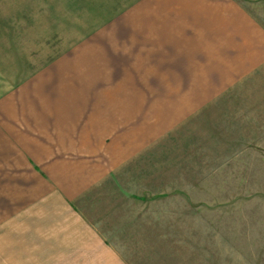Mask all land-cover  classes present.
<instances>
[{
    "label": "crops",
    "instance_id": "obj_1",
    "mask_svg": "<svg viewBox=\"0 0 264 264\" xmlns=\"http://www.w3.org/2000/svg\"><path fill=\"white\" fill-rule=\"evenodd\" d=\"M0 207L47 263L264 230V0H0Z\"/></svg>",
    "mask_w": 264,
    "mask_h": 264
},
{
    "label": "rangeland",
    "instance_id": "obj_2",
    "mask_svg": "<svg viewBox=\"0 0 264 264\" xmlns=\"http://www.w3.org/2000/svg\"><path fill=\"white\" fill-rule=\"evenodd\" d=\"M72 23V21L68 24L65 23L66 31L76 27ZM74 23L76 24V22ZM65 39L66 46L76 41V38L73 37L69 39L68 34H66ZM153 40H151V44L155 42V39ZM257 169L258 174L263 170L261 167ZM23 226L24 223L9 221L7 211L0 207V264H71L34 261L36 254L29 243ZM240 234L242 237L241 243L236 242L227 245L216 242L213 246L207 248L209 254H205V248L200 247L172 249L170 258L177 254L184 255L185 258L178 257L171 264H264V230L258 228L257 231H241ZM204 239L206 242L205 236H203V241ZM165 249L168 251L169 248ZM153 251V255L143 258L131 255L130 262L122 264H170L165 260L168 257L156 258V249ZM136 252L137 249L135 248ZM137 258L140 260H137Z\"/></svg>",
    "mask_w": 264,
    "mask_h": 264
}]
</instances>
